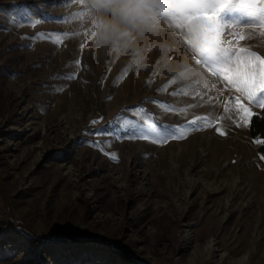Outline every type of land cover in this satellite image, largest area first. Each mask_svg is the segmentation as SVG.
<instances>
[{
	"label": "rangeland",
	"instance_id": "374dc122",
	"mask_svg": "<svg viewBox=\"0 0 264 264\" xmlns=\"http://www.w3.org/2000/svg\"><path fill=\"white\" fill-rule=\"evenodd\" d=\"M175 2V19L195 11ZM197 2L226 5L224 47L264 59V0ZM231 50L200 55L222 70ZM198 59L172 22L122 53L93 45L84 0H0V233L16 232L0 264L55 235L85 246L68 264H264V139L249 133L264 93ZM125 118L197 130L154 143Z\"/></svg>",
	"mask_w": 264,
	"mask_h": 264
},
{
	"label": "snow or ice",
	"instance_id": "6c2138e0",
	"mask_svg": "<svg viewBox=\"0 0 264 264\" xmlns=\"http://www.w3.org/2000/svg\"><path fill=\"white\" fill-rule=\"evenodd\" d=\"M247 3L250 6L258 4L256 0H247ZM225 6L221 3L213 9L211 5L199 3L197 0H189L182 7L195 11H187L181 19L172 18L169 21L176 26L187 29L190 46L199 57L198 64L203 63L207 67L200 55L207 50L216 48L231 50L224 47L219 40L220 32L224 27L218 26L217 13L220 8ZM261 24L264 25V22ZM233 53L234 58L230 67L222 70H210L208 67L207 69L213 76H223L229 84L236 88V91L246 94L249 100H253L257 93H264V59L247 51H241L238 55L235 52ZM76 63L79 64V61ZM65 78L71 80L75 78V75H67ZM260 106L264 107V98L260 101ZM241 111L248 114L247 108L241 106ZM200 119L203 120V118ZM245 122H247V119ZM122 127L125 129V135L128 138L149 139L151 142L163 144L173 138H183L190 131L197 130V121H190L186 128H161L156 123H149L147 120L138 124L132 119L125 118L122 120ZM94 135H111V133L95 132ZM101 150L103 151V149ZM110 155L111 158L116 159L114 154Z\"/></svg>",
	"mask_w": 264,
	"mask_h": 264
},
{
	"label": "clouds",
	"instance_id": "9594fccd",
	"mask_svg": "<svg viewBox=\"0 0 264 264\" xmlns=\"http://www.w3.org/2000/svg\"><path fill=\"white\" fill-rule=\"evenodd\" d=\"M84 7L93 45L126 53L139 38L156 35L180 6L175 0H84Z\"/></svg>",
	"mask_w": 264,
	"mask_h": 264
},
{
	"label": "trees",
	"instance_id": "16d2710c",
	"mask_svg": "<svg viewBox=\"0 0 264 264\" xmlns=\"http://www.w3.org/2000/svg\"><path fill=\"white\" fill-rule=\"evenodd\" d=\"M249 133L254 139H264L263 116L255 114L250 118ZM258 150L264 155V144ZM13 228L10 227L9 230L0 233V262L4 261L7 257H12L7 255L8 250L5 249V245L11 240L14 233H16ZM26 241L31 245V240L27 239ZM39 241V247L35 248V250L27 249L24 254L25 258L19 264H32L34 261L37 264H68L66 261L70 256L85 249V246L79 240L66 236L55 235L45 237ZM45 254L48 259L45 258Z\"/></svg>",
	"mask_w": 264,
	"mask_h": 264
}]
</instances>
